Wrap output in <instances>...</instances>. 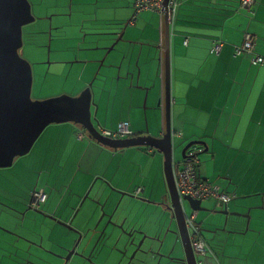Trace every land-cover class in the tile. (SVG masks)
Wrapping results in <instances>:
<instances>
[{
  "label": "crops",
  "instance_id": "crops-1",
  "mask_svg": "<svg viewBox=\"0 0 264 264\" xmlns=\"http://www.w3.org/2000/svg\"><path fill=\"white\" fill-rule=\"evenodd\" d=\"M177 1L179 7L170 30L173 172L176 188L182 178L181 172L189 164L190 149L185 157L183 149L189 142L201 140L206 142L207 147L201 145L192 148L197 152L203 149L198 154V167H194L196 176L235 196L226 206L230 232L222 235L220 241L217 233L213 240H209L203 230L222 226L226 218L223 214L213 213L217 207L216 201L206 199L202 202V207L212 212L193 213L189 204H185L188 216H196L200 236L209 246V252L201 258L197 256V261L199 264H264V63L254 62L256 56L264 58V0H253L251 7L245 6L242 0ZM138 13L137 62L134 57L125 68L121 64L119 70L112 72L111 80H116L118 84L114 94L108 90L109 95H114L113 102L97 103L95 94L93 122L100 131H116L121 123L128 122L134 133L131 137L145 134L147 130L150 135L161 137L166 132V104L163 100L166 98L165 17L164 13L154 10ZM246 33L256 38L254 50L239 52ZM145 40L150 44L142 43ZM149 61L151 71L158 64V75L153 84L149 72L143 78L144 66ZM85 69H89L91 75L81 77L82 86L74 92L76 96L92 84L90 80L98 67L87 64ZM112 85L106 87L103 93ZM153 93L158 94L157 99ZM145 96L147 100L144 104ZM113 110L118 112V117L114 116V112L112 116L108 115L107 112ZM73 129L78 130V141L91 140L86 145L87 151L80 156L77 169L75 156L83 144L75 140L72 142V136L57 144L51 153L50 148L41 152L38 147L25 157V160L34 157L35 161L32 171L30 167L25 172L29 178L25 179L23 175V180H27L24 185L33 191L44 190L41 191L46 193L41 202L44 207L41 208L51 214L57 209L59 213L63 207L58 204H65L71 191L77 196L72 204L78 208L88 190L91 192V186H97L96 181L102 184L108 181L117 191L99 184L93 198L87 199L84 211L81 210L74 221L75 228L85 230V220L89 219L88 226L94 225L101 213V208L93 199L105 203L108 212L113 211L119 202V207L122 205L120 209L128 206L131 197L122 196L121 192L142 198L145 204L151 206H154L151 202L159 201L162 197L164 201L168 189L163 153L147 146L116 150L94 141L74 125ZM45 135L37 140L36 146ZM91 148L94 151L87 154ZM146 152L154 157L149 158ZM37 153L40 154L38 157ZM131 153L137 154V159L131 158L129 164L124 157ZM203 153L207 154L201 156ZM143 155L159 165L156 171L147 170V165L140 159ZM178 155L180 160L176 159ZM83 162L91 164L89 169H82ZM189 166L193 168V164ZM36 169H40L38 183L44 186L34 187ZM6 171L0 170L1 183L10 177ZM63 172H70L64 186L60 183ZM74 182L77 183L73 189ZM60 194L63 195L62 199ZM249 207L251 211L248 213ZM91 213L98 216L90 217ZM62 214L68 216L63 211ZM246 214L249 218L245 217ZM63 231L65 233L64 228ZM243 232L246 235L252 233L254 242L237 236ZM75 241L76 237L64 245L69 247ZM59 249L63 250L62 247Z\"/></svg>",
  "mask_w": 264,
  "mask_h": 264
},
{
  "label": "rangeland",
  "instance_id": "rangeland-1",
  "mask_svg": "<svg viewBox=\"0 0 264 264\" xmlns=\"http://www.w3.org/2000/svg\"><path fill=\"white\" fill-rule=\"evenodd\" d=\"M32 4V11L36 20L23 27V47L20 49V54L27 59L33 69V89L32 98L34 100H42L60 95L76 96L74 94L76 89L82 86L81 77H89L91 71L85 69V66H97L92 80V94L93 99H95V94L97 96V103L105 104L108 102H113L114 95L111 96L109 93L117 91L118 84L116 80H111L112 72L119 70L121 64L124 68L127 63L132 60L137 62V0H29ZM143 12V11H142ZM137 14V15H136ZM122 38L118 41L119 37ZM142 43L150 44L147 40ZM114 45L113 50H109L111 46ZM127 54V55H126ZM126 57V58H125ZM158 62V60L156 59ZM155 61V62H156ZM103 62V63H102ZM144 62V59L142 60ZM159 64V62H158ZM158 64L151 71L150 61L144 66V77H147V73H150L151 84L157 78ZM138 70V66H137ZM139 77V71H137V80ZM89 83V84H90ZM107 91L103 93L106 87ZM87 88V87H86ZM84 88L80 94L86 89ZM109 90V93H108ZM79 94V95H80ZM158 98V94L153 93ZM78 96V95H77ZM147 97L144 98V104L146 103ZM165 101V99H163ZM138 102V99H137ZM93 112H95L96 106L93 100ZM145 111V110H144ZM143 111V113H144ZM118 117V112L110 111L107 112L108 115ZM70 124V125H69ZM77 129L84 130L81 126L75 123H61V124H51L49 125L43 134H46L41 143L31 150L29 154L35 149H40L44 152L47 148H50V153L53 152L55 146L62 141H66L67 137L72 136V142L77 141L83 146H80L78 152L75 156V169L79 166V159L83 151H87L86 145L89 144L91 140L85 139V141H78L77 134L78 130L73 129V125ZM61 129V131H60ZM88 133L86 130H84ZM40 136V138L43 136ZM89 137V135H87ZM39 138V139H40ZM196 141V140H195ZM190 143V142H189ZM43 144V145H42ZM201 145H196L195 147H200ZM178 150L179 147H178ZM203 149L200 148L199 151ZM94 151L92 148L87 152ZM40 153V152H39ZM58 150H56V155ZM147 153V152H146ZM145 153V154H146ZM28 154V155H29ZM86 154V155H87ZM207 153H203L205 155ZM26 155V157L28 156ZM40 154H36L38 157ZM149 158L154 157L153 154L147 153ZM137 159V154H128L124 157L125 162H129L131 158ZM140 158L145 165H147V170L156 171L159 166L156 162L145 158ZM78 162L76 164V160ZM177 160H180V155L176 156ZM25 158L23 159V161ZM16 165V163L14 164ZM91 164L83 162L82 169H89ZM8 167L11 172L6 173L10 176L11 183H8L10 195L12 197L21 195L17 190L19 185L14 188V176L20 179H28L22 172H14L15 167ZM4 170V169H3ZM76 172V170H75ZM14 174V176L12 175ZM70 172H63L60 183L65 185L68 180ZM36 181L34 187L38 185L44 186V184H39L40 169H36L34 173ZM75 176V174H74ZM4 181V180H2ZM27 182V180H24ZM74 182L72 188L74 189ZM46 184V183H45ZM97 186H94L90 192L89 199H92L94 193L99 189L100 181H96ZM109 184L111 190L117 191L113 184ZM30 190V188H28ZM72 194V191L70 192ZM123 194V192H121ZM67 195V194H66ZM77 197V196H76ZM75 195L70 199L77 200ZM85 197V196H84ZM63 195L60 194V199ZM131 201L129 205L132 207V212L137 211V230L139 237L143 235L153 236L151 234H156L157 231V215L153 214L155 206H151L148 203L145 204L142 198L138 197L130 198ZM163 200V197L160 198ZM156 205L157 204H153ZM191 209V208H190ZM216 210H223V208H215ZM192 210V209H191ZM159 214V226L163 219L160 211ZM2 212H0V217ZM2 220L4 225L12 227V218H8L6 214L2 215ZM33 213H29L26 224L23 225L21 222L16 224L20 228V232L31 226ZM226 217V216H225ZM14 219L15 216H14ZM7 222V223H5ZM226 218L224 219L222 226L216 227L214 230H204L205 234L209 236V240H213L214 235H217V239L220 241L226 232L229 233L228 228V218L225 226ZM219 228L221 231L217 230ZM224 228V229H223ZM141 229L148 231V234ZM166 228H161L160 232L157 233L164 239V246L162 249H170L175 243L176 236L171 235L168 239H165ZM215 235V236H216ZM239 238H248V242H254L255 236L252 233L246 235V232L237 235ZM225 239V238H224ZM149 245V240L145 243V248ZM180 251V249H178ZM12 254L6 246L5 249L1 251L4 253ZM8 259V258H7ZM9 260V259H8ZM10 262H13L9 260ZM137 264H169V262H137Z\"/></svg>",
  "mask_w": 264,
  "mask_h": 264
},
{
  "label": "water",
  "instance_id": "water-1",
  "mask_svg": "<svg viewBox=\"0 0 264 264\" xmlns=\"http://www.w3.org/2000/svg\"><path fill=\"white\" fill-rule=\"evenodd\" d=\"M169 1H164V17H165V90H166V132L161 136H152L148 130L145 134L125 138L113 139L103 136L100 130L95 126L92 115L93 94L92 84H90L80 95L69 96L60 95L42 100H34L32 98L33 89V69L31 63L20 54V49L23 47V27L36 20L32 11V4L29 0H0V169L12 167L17 157L29 154L37 140L43 134L45 129L51 124L75 123L81 126L89 134V137L95 139L98 143L111 147L113 149H122L135 146H147L157 149L163 153L164 173L168 194L164 201H153L152 204L156 208L153 211L157 215V231L154 236L144 235L148 240L159 243V250L153 252L154 257H162L160 249L164 246V239L158 235L161 228H166L165 239L171 235H175V243L172 246L170 255L174 250H177L181 256L174 258L176 264H199L197 256L194 252L190 232L187 227L188 214L185 210V204L188 203L193 213L199 211L212 212L202 207V202L206 199H195L192 196L181 197L177 191L175 177L173 172V130H172V74H171V53H170V30L171 23L169 21ZM122 38L119 37L118 41ZM114 49V45L109 49ZM196 145L207 147L206 142L201 140L191 141L183 149V156L186 152ZM206 151L208 149L206 148ZM103 186L107 181H103ZM94 184L91 186L93 189ZM101 187V186H100ZM110 187V186H109ZM106 189V188H105ZM90 190L84 197H89ZM133 195L129 193L122 196ZM76 197V196H75ZM135 197V196H134ZM137 198V197H136ZM139 199V198H138ZM109 200V199H108ZM93 202L100 207L101 216L94 225L89 226L83 235L77 240L71 251L74 255L90 260V255H87L84 249L81 251L80 246L87 247L93 237L97 234L98 242L104 237L106 227L101 229V224L105 217L109 214L105 211V203L101 204V200L93 199ZM120 202L113 209L111 217L118 213ZM129 210L132 207L123 206L120 209V214ZM160 211L163 219L159 226ZM251 208H248V213ZM214 214H223L228 218L229 212L225 206L223 210H215ZM245 217L249 218L246 214ZM134 220V218H133ZM132 220V221H133ZM227 219L225 222V226ZM224 229V228H223ZM74 230V229H72ZM142 230V229H141ZM206 230V229H203ZM217 230H220L217 228ZM146 233L148 231L142 230ZM140 233V231H138ZM81 240H83L81 242ZM142 245V244H141ZM140 245V246H141ZM180 249V251H178ZM49 256L44 259L46 262L35 264H61V260L67 261V257L49 252L44 249ZM69 255V254H68ZM164 256V255H163ZM173 261V258H170ZM27 264H30L29 262ZM63 264H81L80 262H63Z\"/></svg>",
  "mask_w": 264,
  "mask_h": 264
},
{
  "label": "flooded vegetation",
  "instance_id": "flooded-vegetation-1",
  "mask_svg": "<svg viewBox=\"0 0 264 264\" xmlns=\"http://www.w3.org/2000/svg\"><path fill=\"white\" fill-rule=\"evenodd\" d=\"M25 157L26 156H21L17 158L23 160ZM7 171L9 173L11 172L9 169H7ZM13 173L12 175L14 176ZM10 179V177L5 180L3 179V182L6 184L0 182V212H2V215L6 214L8 218L13 219L12 227H10L6 224L4 225L2 215L0 217V264H27L28 262L30 264H35L46 262L44 259H46L49 254L44 251V249L64 257L68 256L67 261H59L61 264H63V262H80L81 264H137V262H169V264H176L174 262V258L181 256L177 250H174L170 255V258H173V261H171V259L166 258V256L170 254L172 248H161L159 252L162 257H154L153 252H157L160 245L156 241L149 240V245L145 248V243L149 237L146 236L143 240L142 238L144 235L142 237H139L138 235L137 211L130 212L127 210L120 214L119 210L118 213L114 214L110 219L109 216L112 215L113 212H108L105 208V211L109 214V216L105 217L101 224V229H103V227L107 224L104 237L98 242L97 240L99 234H97L93 237L91 243L87 247H79L81 251L84 249L85 253L90 255V260L79 258L74 255L73 251L70 253L68 252L72 250L73 246L76 244L75 242L89 227V219L85 220L87 224L85 230H79L75 228V225H73L81 210L84 211L85 204L87 203V199L89 197L86 199L83 198L80 206L76 208V206L72 204L75 200L70 199L73 194L69 192L65 204H58V206L63 207L60 209V212L57 213V209H55L56 211L51 214L41 208L44 207L42 205L44 203H41L42 195L40 194L41 191L44 190H29L28 187L24 185L26 184L24 180L17 177L15 179L14 176L15 189H17L16 185H19V189L17 190L21 195L12 197L8 187V181H10ZM44 194L46 193L44 192ZM120 207L118 209H120ZM62 211L64 215L68 214V216H63ZM29 213H33L34 215L31 226L26 227L21 233L20 228L16 223L21 222L25 225ZM101 214L102 213L98 216L97 213H91L90 217L98 216V221ZM14 216L16 219H14ZM60 228H62V231H60ZM151 235L154 236V234ZM75 237V244H69V247L64 245V243H68L70 240L72 241ZM65 239H68V241L65 242ZM82 241L83 240H81V242ZM6 246L8 247V250L12 252L11 255L7 252L4 254L1 253ZM59 247H62L63 250L59 249ZM7 258L13 262H10Z\"/></svg>",
  "mask_w": 264,
  "mask_h": 264
},
{
  "label": "built area",
  "instance_id": "built-area-1",
  "mask_svg": "<svg viewBox=\"0 0 264 264\" xmlns=\"http://www.w3.org/2000/svg\"><path fill=\"white\" fill-rule=\"evenodd\" d=\"M164 1L165 0H137V12H141L144 10H155L163 14L165 10ZM242 2L245 4V6L248 7H251L253 4V0H242ZM178 7L179 2L177 0L169 1V20L171 23L174 22ZM255 44L256 38L250 34H246L243 46L239 48L238 51L242 52L244 50H254ZM254 62L264 63V58L256 56ZM100 132L103 136L114 139L126 138L134 135L133 131L130 128V123L128 122L121 123L116 131L103 129ZM81 136L82 134H80V137ZM199 153V151L197 152L194 149H190L189 151V164H193V168H191L189 164H187L186 168L181 172L182 178L177 187L179 194L181 197L188 195L192 196L195 199L214 198L216 200L217 208H223L227 206L235 198V196H231L227 193L222 192L219 187L213 186L202 178L196 176L194 167H198ZM139 192L140 190L137 191V193ZM40 195H42L41 201L43 202L44 194L41 192ZM195 218L196 216L194 215L190 217L188 216L187 226L190 230L191 242L194 252L196 256H199V258H201L209 252V246L204 238L200 236V231L195 223ZM191 230H193V232Z\"/></svg>",
  "mask_w": 264,
  "mask_h": 264
},
{
  "label": "trees",
  "instance_id": "trees-1",
  "mask_svg": "<svg viewBox=\"0 0 264 264\" xmlns=\"http://www.w3.org/2000/svg\"><path fill=\"white\" fill-rule=\"evenodd\" d=\"M255 3V2H254ZM253 6V5H252ZM138 13V12H137ZM172 24V23H171ZM246 34H248V33H246ZM245 34V35H246ZM245 39V38H244ZM84 133L86 134V135H89L88 133H86L85 131H84ZM94 141H96V140H94ZM97 142V141H96ZM36 144V143H35ZM194 147V146H193ZM28 155V154H27ZM26 156V155H25ZM34 161H35V159H34V157H31V159H26V160H21L20 158H16L15 159V161H14V163H13V165H12V167L11 168H13V167H15V169L14 170H17V171H13V172H22L23 170H24V173L25 172H27V171H29L30 170V167H31V171H32V166H33V163H34ZM16 163V165H14ZM26 174V173H25ZM23 176V175H22ZM15 179H16V177H15ZM20 179V178H19ZM23 180V179H22Z\"/></svg>",
  "mask_w": 264,
  "mask_h": 264
},
{
  "label": "clouds",
  "instance_id": "clouds-1",
  "mask_svg": "<svg viewBox=\"0 0 264 264\" xmlns=\"http://www.w3.org/2000/svg\"><path fill=\"white\" fill-rule=\"evenodd\" d=\"M126 138H131V137H126ZM114 139V138H113ZM118 139H125V138H118ZM195 147V146H194ZM193 148V147H192ZM192 148H190V149H192ZM199 157V156H198Z\"/></svg>",
  "mask_w": 264,
  "mask_h": 264
}]
</instances>
